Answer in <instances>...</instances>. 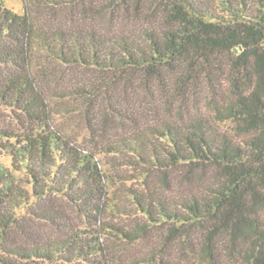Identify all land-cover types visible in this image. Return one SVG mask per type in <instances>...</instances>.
I'll return each mask as SVG.
<instances>
[{
  "label": "trees",
  "instance_id": "16d2710c",
  "mask_svg": "<svg viewBox=\"0 0 264 264\" xmlns=\"http://www.w3.org/2000/svg\"><path fill=\"white\" fill-rule=\"evenodd\" d=\"M0 108V264H120L111 230L156 227L147 261L183 242L198 264H264V0H0ZM103 154L137 172L144 222L110 220L125 170Z\"/></svg>",
  "mask_w": 264,
  "mask_h": 264
},
{
  "label": "rangeland",
  "instance_id": "374dc122",
  "mask_svg": "<svg viewBox=\"0 0 264 264\" xmlns=\"http://www.w3.org/2000/svg\"><path fill=\"white\" fill-rule=\"evenodd\" d=\"M3 2L9 8H12L20 13L24 12V0H3ZM96 23L99 29L106 32H113L122 29L121 25H119L121 22L118 21L117 19L111 20L109 19V16L98 17ZM67 74H68V70H67ZM68 99L69 98L66 97L64 100H58L60 109L62 110L65 109V107L68 104L66 105L64 103L65 101L67 102ZM203 103H204L203 101H200L197 104L198 106H202L204 105ZM191 108L192 106L190 107V109ZM14 114L15 113L11 112L10 110H5L0 108V126L3 125L4 122L7 123V121L13 120ZM56 116L58 121L61 122L60 124L61 125L63 124L65 130L68 133L75 135L80 140H82L83 138L90 137V132H88L86 129L87 124L83 119H81V117L75 116L70 119L68 118L65 119L63 114H60V116L59 114L58 115L56 114ZM233 125L234 124L228 122L226 124H223L222 128L225 129L227 128L229 131L233 132ZM110 127L111 128L109 131L111 133L114 131L113 128L116 127V124L113 122L110 124ZM3 151L4 150H2V148L0 147V155L2 153V155L0 156V160L5 161L7 164L10 165L11 157L7 154L6 155L3 154L4 153ZM100 158L101 160H103V162H105L107 168L111 167L112 163H115L117 165H120L119 168H123L120 170H125L123 171V173L120 174L122 175V178L121 179L119 178L120 182H118V185L119 184L121 185L123 191L121 192L117 191V198H116V201L118 202V205L121 208L122 212L115 210L112 214L109 215L110 220L116 225L125 228H130L132 226L137 225L138 223L144 222L145 219L136 213L134 203L131 200L129 201V199L125 200L126 195L124 193L125 189L127 190V188L130 186L132 187L140 186L141 180L134 177L137 172L131 166L123 165V160L120 157L112 158V155L103 154L101 155ZM124 175L125 177L127 175L129 176L131 175L132 178H130V180H125ZM131 207L134 209L132 210V212L124 213V210H129L131 209ZM111 232L115 236H112L109 241L110 248H112V250L115 251L119 257H121L120 264H159V262L155 259L151 261H147V260L152 259L154 255L153 253H151V251L153 250L152 248V245L154 244L153 241H155V239H162L161 237L165 238L164 236L166 234L165 228L163 227L153 228L151 233H148V237L146 239H138L134 242H127V243L124 242V244H122L121 238H118L114 230H111ZM163 232H165V234ZM190 240H193L191 243H189L190 246L200 243V239L199 238L197 239L196 234L191 233ZM180 248H184L185 251H183L182 253ZM190 250L191 247H189L188 244L183 242L177 244V242H175L173 246L171 245L170 247V251H172L171 256L168 255L170 264H198L197 256L192 254Z\"/></svg>",
  "mask_w": 264,
  "mask_h": 264
},
{
  "label": "water",
  "instance_id": "95a60500",
  "mask_svg": "<svg viewBox=\"0 0 264 264\" xmlns=\"http://www.w3.org/2000/svg\"><path fill=\"white\" fill-rule=\"evenodd\" d=\"M240 48H242V46H240Z\"/></svg>",
  "mask_w": 264,
  "mask_h": 264
}]
</instances>
